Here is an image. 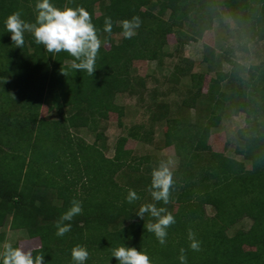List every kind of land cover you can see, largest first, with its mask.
I'll list each match as a JSON object with an SVG mask.
<instances>
[{
  "label": "trees",
  "instance_id": "1",
  "mask_svg": "<svg viewBox=\"0 0 264 264\" xmlns=\"http://www.w3.org/2000/svg\"><path fill=\"white\" fill-rule=\"evenodd\" d=\"M51 2L61 9L84 7L89 11L101 40L97 70L94 75L76 71L71 67L74 57L65 51L48 52L31 33H25L23 48L16 47L4 21L20 11L23 19L35 22L36 0H0V59L7 75L4 93L14 117L11 124H0V239L1 228L11 217L13 229L39 238L41 245L32 252L34 257L43 255L44 264H74L71 250L76 245L89 251L85 264H91L92 257L98 264H118L112 251L122 245L146 251L153 264H180L181 248L187 264H264V61L246 66L228 57L230 71L217 73L208 87L213 104L205 123L170 117L166 105L156 103L159 109L152 118L167 122L164 143L174 146L178 158L168 203L172 205L167 210L176 222L169 226L163 245L144 228L150 222L146 216L136 215L142 204L167 205L153 201L148 191L157 166L150 155L136 157L126 148L129 138L151 141L152 129L130 127L117 139L111 158L70 133L82 128L97 131L100 120L111 111L122 114L116 95L136 91L137 78L131 74L129 61L161 60L168 34L184 24L202 36L220 15L216 0ZM224 5L239 28L238 39L264 40V0H224ZM133 16L140 17L141 27L133 38L125 39L117 22ZM106 17L113 20L111 33L103 31ZM238 46L247 48L246 43ZM192 79L198 87L195 94H199L204 75L192 74ZM191 97L194 102L195 95ZM183 102L189 103L187 99ZM44 103L60 118L41 117ZM228 108L245 114L246 124L238 130L235 148L241 160L213 150L209 143L212 128L220 124ZM6 134L13 135L12 140L5 139ZM3 144L10 150H4ZM84 154H93L94 160L76 169V158ZM131 167L138 174L128 175L127 185L119 186L114 175ZM80 189L86 191L85 196ZM129 189L140 196L131 204L126 199ZM95 190H104L106 195L95 198ZM80 196H88L89 205L83 204L82 213L65 222L72 228L58 237L56 221ZM207 205L213 206V215L207 213ZM246 216L251 226L230 234V228ZM190 231L200 242L199 251L190 247Z\"/></svg>",
  "mask_w": 264,
  "mask_h": 264
},
{
  "label": "rangeland",
  "instance_id": "2",
  "mask_svg": "<svg viewBox=\"0 0 264 264\" xmlns=\"http://www.w3.org/2000/svg\"><path fill=\"white\" fill-rule=\"evenodd\" d=\"M220 15L213 21L211 29L204 31L202 36L196 34L195 27L184 24L182 27L173 28L167 36L164 45V53L161 60L133 59L128 65L131 69L136 91L119 92L115 102L122 109V114L111 111L108 118H102L97 127V131L82 128L80 130L71 129L70 133L75 140L82 139L87 144H94L100 148L106 157H113L117 139L125 135L128 129L135 125H143L146 129H152L151 141H138L129 138L126 148L130 149L136 156L150 155L152 164L158 166L160 161H170L172 170L178 165V158L174 146H166L164 133L167 129L165 120L154 121L152 115L159 109L156 103L166 105L168 116H180L187 121L205 123L211 106L213 104L207 93L211 81L220 71H230L231 63L228 60L233 58L239 63L250 66L264 61V40L238 39L239 28L226 10L224 0H216ZM99 14V5L95 7ZM169 15L164 16L168 19ZM116 40L120 35H116ZM239 43H246L247 48L241 49ZM109 48V44H104ZM3 60L0 59V124L14 122V117L10 115V106H7L4 87L6 83V73L3 70ZM192 74H203L201 91L193 86ZM142 81V84H140ZM195 95L192 102L191 95ZM187 99L188 104L183 100ZM165 110V109H164ZM157 114V113H156ZM40 116L46 119H58L60 114L50 111L47 104H43ZM246 124L243 112H233L228 108L221 118L220 124L212 128L209 143L213 150L224 152L229 156L241 160L242 156L236 153L238 145V130ZM97 133L101 137L97 138ZM12 140L13 135L6 134L5 139ZM14 143V142H13ZM59 145V144H58ZM4 150H10L5 144ZM60 150V149H59ZM75 160V167L83 169L86 161H93V154L80 156ZM85 159V160H84ZM136 160V159H135ZM134 162V160H132ZM70 167L72 164H69ZM136 165V163H134ZM247 166H250L249 164ZM138 174L134 167L124 168L117 172L113 179L119 186L127 185V176L132 178ZM81 190V195L85 196L86 191ZM95 198L106 195L104 190L93 192ZM80 196L78 201L86 206L89 205V197ZM122 199L118 202L121 204ZM172 204L164 206L166 210ZM209 215L214 214L211 205L206 206ZM147 220L154 222L155 218L145 215ZM11 217H8L5 225L1 228L2 238L0 239V250L7 243H18L19 247L25 251L40 247L39 238H30L23 229H13L10 225ZM252 224L249 217H243L236 225L230 228L229 233L233 234L238 229H248ZM246 249L249 247L246 246ZM91 264H98L96 257H92Z\"/></svg>",
  "mask_w": 264,
  "mask_h": 264
},
{
  "label": "clouds",
  "instance_id": "3",
  "mask_svg": "<svg viewBox=\"0 0 264 264\" xmlns=\"http://www.w3.org/2000/svg\"><path fill=\"white\" fill-rule=\"evenodd\" d=\"M36 20L29 22L23 19L22 13L16 11L9 15L4 21L6 31L11 34V40L16 47L23 48L25 44V33H31L37 44L44 45L48 52L60 53L65 51L74 57L71 64L73 69L94 75L96 58L101 48V40L98 37V29L95 27L92 17L84 7L58 8L51 0H36ZM122 27V35L125 39H131L137 35L141 27L139 16L124 19L117 22ZM113 20L106 17L104 20V32L111 33ZM62 71V70H61ZM64 75L66 73L62 71ZM170 161L162 160L152 170L151 184L148 191L153 201H162L165 205L169 203L170 189L174 186V172ZM128 203L140 199L138 193L129 189L126 196ZM83 211L82 202L72 201V206L64 212L56 221V235L64 236L70 232V222L74 216ZM155 218L154 222L144 224L147 232L154 233L160 244L166 243L168 228L174 224L175 218L171 212L164 207H157L155 203L142 204L136 211V215L144 219L145 215ZM190 247L194 251L200 250V242L195 239L194 233L189 232ZM185 249H180V264H187ZM112 256L117 259L118 264H153L148 253L137 250L136 247L126 245L119 246L112 251ZM89 257V251L82 245H76L71 250V258L74 264H85ZM0 264H44L43 255L33 256L31 250L25 251L20 247H14L7 243L0 250Z\"/></svg>",
  "mask_w": 264,
  "mask_h": 264
}]
</instances>
